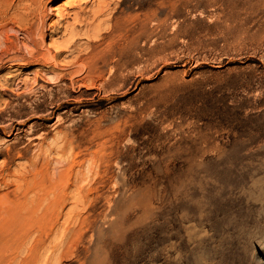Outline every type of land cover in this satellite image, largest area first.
Segmentation results:
<instances>
[{"label":"rangeland","instance_id":"rangeland-1","mask_svg":"<svg viewBox=\"0 0 264 264\" xmlns=\"http://www.w3.org/2000/svg\"><path fill=\"white\" fill-rule=\"evenodd\" d=\"M17 1L6 19L15 14L20 20L9 27L23 42L38 17L31 13L35 0ZM99 6L104 12L94 27L106 33L116 26L102 49L116 42L124 52L134 41L136 61L109 59L101 88L76 89L70 99H85L86 108L72 101L47 122H30L53 137L70 125V156L56 155L65 141L59 143L50 172L70 159L83 161L77 170L86 176L68 190V224L62 218L35 256L24 248L5 258L28 264L264 263V0H46L53 55V43L68 38L75 24L62 16ZM5 9L0 6V17ZM71 59L66 54L58 61ZM42 71L0 70V103L7 100L4 77L40 75V84L52 89L54 74ZM84 91L93 96L81 97ZM38 155L33 150L28 158ZM2 167L0 158V173ZM80 191L88 195L83 206L72 200ZM96 192L101 201L92 200ZM36 239L43 242L44 235Z\"/></svg>","mask_w":264,"mask_h":264},{"label":"bare ground","instance_id":"bare-ground-1","mask_svg":"<svg viewBox=\"0 0 264 264\" xmlns=\"http://www.w3.org/2000/svg\"><path fill=\"white\" fill-rule=\"evenodd\" d=\"M20 2L0 0V6L6 8L0 17V70L36 66L41 71L45 69V73H53L55 84L52 89L48 88L50 84H40V75L2 79L5 87L1 95L7 100L0 103V158H3L0 185L5 190H0V264H14L18 260L16 257L5 258V254L11 250L27 248L31 257L35 256L46 246L45 241L55 232L62 218L63 225L68 224V215L63 214L70 202L68 190L73 184L78 188L86 176L85 172L77 170L82 168L83 161L75 160L73 164H68L70 159L60 160L59 164L63 166L56 168L55 173L50 172L54 162L51 155L60 148L59 143L63 144L65 141L64 147L56 155L70 156V139L74 135L70 125L65 130L60 129L58 136L53 137L51 131H40L39 126L30 125V122H47L72 101L86 108L85 99H70L76 89L101 88L99 81L109 59L116 63L129 58L136 61L134 52L137 49L134 41L129 43L124 52H120L116 42L111 43L107 50L102 49L101 43L115 34L116 26L105 28L106 33L102 32V26L99 24L94 27V22L102 15L104 7L99 6L98 11H86L81 7L76 12H67L62 16L64 19L73 17L75 24L66 30L68 38L60 43H53L57 50L53 55L46 43L49 21L52 19L45 12L46 0L34 1L31 13L38 17V24L35 29L28 27L25 30V41L20 42L11 34L12 28L9 27L11 24H19L20 20L15 14L6 19L8 10ZM71 2L67 1L60 8L69 6ZM89 12L92 14H88ZM90 20H93L92 24L89 23ZM112 20L113 17L110 21ZM83 27H87L88 31L83 33ZM132 31L131 35L138 29L134 27ZM82 36L88 40L86 44L80 43L78 37ZM66 54L68 58H72L71 61H58ZM111 64L112 73L116 66ZM141 70L144 73L147 69L141 67ZM92 96L87 91L81 93V97ZM57 122H62L61 116L57 117ZM57 128L58 126L54 130ZM49 140L52 143L49 144ZM33 150H39L36 160L28 158ZM18 161L26 163H17ZM15 166L17 169H14ZM87 198L88 195L80 191L79 197L72 200H75L77 206H83ZM92 200L101 201L102 196L96 192ZM38 233L44 235L43 242L36 239ZM260 263L264 264L263 260ZM18 264L28 262L18 260Z\"/></svg>","mask_w":264,"mask_h":264}]
</instances>
